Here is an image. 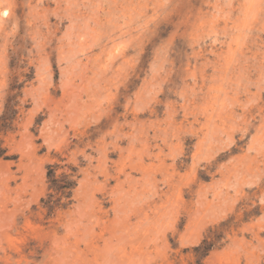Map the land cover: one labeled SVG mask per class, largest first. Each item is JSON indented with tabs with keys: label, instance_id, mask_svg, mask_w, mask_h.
<instances>
[{
	"label": "rangeland",
	"instance_id": "1",
	"mask_svg": "<svg viewBox=\"0 0 264 264\" xmlns=\"http://www.w3.org/2000/svg\"><path fill=\"white\" fill-rule=\"evenodd\" d=\"M1 150L0 264H264V0H0Z\"/></svg>",
	"mask_w": 264,
	"mask_h": 264
},
{
	"label": "trees",
	"instance_id": "2",
	"mask_svg": "<svg viewBox=\"0 0 264 264\" xmlns=\"http://www.w3.org/2000/svg\"><path fill=\"white\" fill-rule=\"evenodd\" d=\"M5 116V115H4ZM6 117H3L5 119ZM3 150L0 151V157L3 155ZM56 181V180H55ZM67 184L72 185L73 182H68ZM215 246L214 242H208L207 240L203 241L202 245L195 248V250L201 253L203 256H206L210 250H212Z\"/></svg>",
	"mask_w": 264,
	"mask_h": 264
},
{
	"label": "snow or ice",
	"instance_id": "3",
	"mask_svg": "<svg viewBox=\"0 0 264 264\" xmlns=\"http://www.w3.org/2000/svg\"><path fill=\"white\" fill-rule=\"evenodd\" d=\"M4 15H7V13H4Z\"/></svg>",
	"mask_w": 264,
	"mask_h": 264
}]
</instances>
